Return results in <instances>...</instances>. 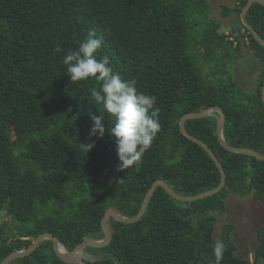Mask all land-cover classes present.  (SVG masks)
<instances>
[{
    "label": "trees",
    "instance_id": "obj_1",
    "mask_svg": "<svg viewBox=\"0 0 264 264\" xmlns=\"http://www.w3.org/2000/svg\"><path fill=\"white\" fill-rule=\"evenodd\" d=\"M248 1L223 6V16L240 15ZM209 13L208 0H0V213L9 218L0 222V264L43 234L68 250L103 238L106 211L136 217L157 181L186 197L217 188L222 178L217 165L181 132L185 115L218 106L225 113L227 143L264 154V46L243 24H234L231 35L221 32ZM246 19L264 39V6L254 3ZM89 30L104 41L98 57L109 56L122 78L137 79L138 90L154 95L161 109V130L151 148L124 170H118L107 132L110 114L101 113L91 97L98 84L71 82L62 64ZM244 40L261 66L251 94L230 74ZM94 115H103L106 129L98 140L88 137ZM217 125L216 116L184 123L218 157L226 173L219 193L180 201L157 186L139 221L110 218L111 243L88 252L115 255L121 264H208L214 260L211 245L221 239L227 248L220 264H264V225L257 229L253 263L237 254L232 224L215 237L228 196L251 195L264 206V161L227 151ZM93 140L89 152L81 147ZM52 244L43 241L10 264H68Z\"/></svg>",
    "mask_w": 264,
    "mask_h": 264
},
{
    "label": "clouds",
    "instance_id": "obj_2",
    "mask_svg": "<svg viewBox=\"0 0 264 264\" xmlns=\"http://www.w3.org/2000/svg\"><path fill=\"white\" fill-rule=\"evenodd\" d=\"M77 43L78 46L75 49H69L63 56L62 64L65 66L66 75L71 82L92 79L98 84V87L91 89V97L96 106H102L103 111H100L101 113L107 112L110 114L111 126L107 129V132L114 139L116 155L119 161L117 167L118 170L127 169L141 162L143 155L151 148L152 143L161 130L159 120L161 109L157 106V98L154 95L139 91L137 79H124L120 74L115 73L109 56L98 57L104 41L97 36L95 30H89L87 36ZM55 51L59 53L62 49L57 46ZM214 116L220 118L219 113ZM103 119V115L91 117L92 125L88 130L89 139L95 137L98 140L105 136L106 129ZM81 147L89 152L95 147V140L92 143L81 145ZM103 239L104 237L86 239L84 241H102ZM62 247L66 248L64 245ZM211 247L214 260L210 259L208 264H220L227 248L226 243L221 239H217ZM88 248L86 247L79 252L82 256H80L78 261H72L73 263L68 264H88L87 261L109 260L99 258L103 255L111 254L99 255L94 253V257L86 256L84 251L88 252ZM66 250L68 249L66 248Z\"/></svg>",
    "mask_w": 264,
    "mask_h": 264
},
{
    "label": "rangeland",
    "instance_id": "obj_3",
    "mask_svg": "<svg viewBox=\"0 0 264 264\" xmlns=\"http://www.w3.org/2000/svg\"><path fill=\"white\" fill-rule=\"evenodd\" d=\"M238 2L239 0H208L210 4V17L214 22L221 24L220 31L226 35L232 34L234 24H242V22L240 15L237 14L231 13L229 16L224 17L222 14L223 6L231 9L236 8ZM242 33L244 31L234 35L239 37ZM260 73V62L251 51L248 40H244L240 59L236 64L231 66L230 74L233 76L237 86L244 93L251 94L257 89ZM225 201L226 210L217 218L215 237H219L225 224H232L234 226V230L231 233L232 241L238 247L237 254L241 257H248L251 263H253L254 251L258 244L257 229L259 226L264 225V206L262 203L255 201L251 195L243 197L230 195ZM8 219L7 214L0 213V222L7 221ZM84 254L90 257H94L95 255L87 251H84Z\"/></svg>",
    "mask_w": 264,
    "mask_h": 264
},
{
    "label": "water",
    "instance_id": "obj_4",
    "mask_svg": "<svg viewBox=\"0 0 264 264\" xmlns=\"http://www.w3.org/2000/svg\"><path fill=\"white\" fill-rule=\"evenodd\" d=\"M254 3H259V4L264 6V0H249L247 2V4L245 5V7L242 9V12L240 14L241 22L247 28V30L253 35V37L262 46H264V39H262L260 37L258 32L247 22V19H246V15ZM262 98H263V102H264V85L262 87ZM215 112L220 114V116H219L220 118H218V125H217V137L219 139L220 144L229 152L238 153V154H245L249 157H255L260 161H264V154H259L258 152L254 151L252 149H248V148L233 147L227 143V141L224 138L225 115H224V112L221 108L216 106V107H211V108H209V109H207L201 113L185 115L180 120L181 132L186 137H188L189 139H191L192 141H194L195 143H197L201 147H203L207 151V153L210 155L212 160L215 162V164L217 165V167L221 173V177H222L221 183L217 188L210 190L208 192L202 193L198 196L186 197V196H181V195L177 194L165 182L157 181L152 186V188L150 189L148 194L146 195V197L142 203L141 209H140V211L136 217L128 218V217H125L124 215L119 214L113 210H110V209L107 210V212H106V214L102 220V229L104 232V239L102 241H91V240L90 241H84L83 243L76 246L74 250L68 251V250H66V248H64V252H62L58 249V246L62 245L60 243V241L55 236H53L51 234H44V235L39 236V238L27 249L14 252L11 255H9L8 257H6L2 261L1 264H10L12 261H14L17 258H21V257H25V256L30 255L45 240H51L52 241L53 250H54L55 254L57 255V257L59 259H61L65 263H73L72 262L73 257H75L79 252L84 250L86 247H94V248L105 247V246L109 245L111 243V240H112L109 219L112 218L117 222H121V223H125V224H132V223L139 221L141 219V217L143 216V214L146 210L147 204H148L149 200L151 199L153 193L155 192V189L157 186L162 187L166 191V193H168L170 196H172L173 198L180 200V201H195V200L202 199L204 197H209V196H212L216 193H219L224 188V186L226 184V173H225L223 167L221 166V164L218 160V157L215 155L213 150L206 143H204L201 140L190 135L184 127V123L189 119H200V118H205L208 116H214V115H216ZM99 259H109V260L114 261L115 264H121L120 260L116 256H113V255H103Z\"/></svg>",
    "mask_w": 264,
    "mask_h": 264
},
{
    "label": "bare ground",
    "instance_id": "obj_5",
    "mask_svg": "<svg viewBox=\"0 0 264 264\" xmlns=\"http://www.w3.org/2000/svg\"><path fill=\"white\" fill-rule=\"evenodd\" d=\"M58 249H59L60 251L64 252V248H63L62 246H58ZM80 256H82V254H81V253H79V255H77V256H75V257H73V259H72V260H74V261H78V260H79V258H80Z\"/></svg>",
    "mask_w": 264,
    "mask_h": 264
}]
</instances>
